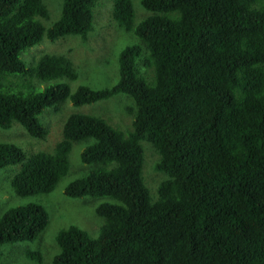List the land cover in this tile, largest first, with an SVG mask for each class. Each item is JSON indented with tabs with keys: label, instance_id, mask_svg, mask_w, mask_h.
<instances>
[{
	"label": "trees",
	"instance_id": "trees-1",
	"mask_svg": "<svg viewBox=\"0 0 264 264\" xmlns=\"http://www.w3.org/2000/svg\"><path fill=\"white\" fill-rule=\"evenodd\" d=\"M95 4L61 0L60 16L45 27L37 19L48 17L43 0H0L1 128L16 121L44 138V109L121 94L111 112L68 114L52 152L0 142V168L20 165L9 181L20 197L54 190L72 144L86 142L80 159L94 165L64 193L102 199L95 213L103 223L96 236L74 224L60 229L52 263L264 264V0H135L138 22L133 0H114L111 16L129 39L120 44L117 81L35 89L78 72L64 54L25 50L43 36L85 39ZM142 142L162 175L155 195L143 176ZM48 220L39 203L8 207L0 246L33 241ZM26 255L42 260L40 251Z\"/></svg>",
	"mask_w": 264,
	"mask_h": 264
},
{
	"label": "rangeland",
	"instance_id": "rangeland-1",
	"mask_svg": "<svg viewBox=\"0 0 264 264\" xmlns=\"http://www.w3.org/2000/svg\"><path fill=\"white\" fill-rule=\"evenodd\" d=\"M43 2L48 9V17H37V19L45 27H49L60 16L61 0H43ZM113 2L114 0H96L93 12H99L97 17L94 15L93 28L87 33L85 39H82L79 35L68 34L51 41L43 36L39 43L25 50L27 52L31 50L28 53L26 52L28 57L30 54L41 55L46 52L64 54L72 61L78 72V76L74 80L63 77L51 79L43 81V86L40 88L35 87V89H42L44 86L46 87L55 82H66L70 90L73 91L78 85L102 88L109 87L117 81V55L120 51V44L127 43L129 39L121 36L122 30L114 23L115 20L111 16ZM133 2L136 11L135 22H138L143 18L139 17L143 15V10L136 7L135 0ZM17 76L19 75L11 74L8 78L11 79ZM28 81H17L14 83V87L24 89L22 86H28ZM118 96H121V94L106 100L81 105H74L67 99L58 104V107L46 108L38 115V120L48 129L44 138L30 136L21 124L14 121L9 128L3 129L0 127V142L14 143L27 154L38 151L52 152L56 142L61 138V127L68 114L80 112L98 115L100 112H111V110L118 108L115 103L119 101L116 98ZM115 98L116 100H114ZM60 119H63L61 124ZM125 120L124 123L127 124L130 121L128 116ZM85 143V141H81L72 144L68 154L70 168L67 174L61 177L55 189L48 193L26 197L17 196L13 192L9 181L12 175L20 169V165L10 164L0 168V216L8 207L34 202L43 205L49 217L47 226L39 232L33 241L1 245V262L5 264H53L51 258L58 248L55 243L56 234L60 229L71 224L81 227L91 236L98 234L103 219L95 213V207L102 199L93 196L71 197L64 193V187L68 182L85 174L94 165L83 163L80 159V152ZM150 145L148 142H142L145 154L143 176L151 190H155L154 193L150 190V193L155 195L156 183L162 175L152 171L156 155ZM27 250L40 251L42 260L27 257Z\"/></svg>",
	"mask_w": 264,
	"mask_h": 264
}]
</instances>
